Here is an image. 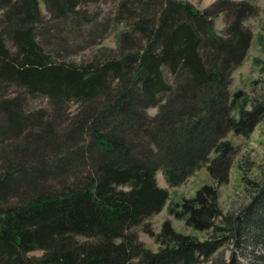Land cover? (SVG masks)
Segmentation results:
<instances>
[{"label":"trees","instance_id":"obj_1","mask_svg":"<svg viewBox=\"0 0 264 264\" xmlns=\"http://www.w3.org/2000/svg\"><path fill=\"white\" fill-rule=\"evenodd\" d=\"M89 1L99 0H0V264H206L231 238L254 247L248 264H264V183L239 216L224 213L217 184L170 208L204 240L167 219L153 250L136 230L154 234L145 221L169 199L159 169L174 186L206 164L226 183L236 152L228 133L249 135L264 119L263 99L248 108L228 88L251 45L244 19L254 7L118 0L119 52L66 62L69 40L109 27ZM225 10L220 34L214 18ZM38 93L49 119L26 107ZM71 101L80 108L70 117Z\"/></svg>","mask_w":264,"mask_h":264},{"label":"rangeland","instance_id":"obj_2","mask_svg":"<svg viewBox=\"0 0 264 264\" xmlns=\"http://www.w3.org/2000/svg\"><path fill=\"white\" fill-rule=\"evenodd\" d=\"M197 8L205 10L210 8L217 0H188ZM247 1L253 7L252 15L244 19L245 27L252 31V41L244 60L234 69L231 74L229 91L231 96L237 91H243L249 101L247 107L251 108L252 98L264 100V0H233ZM43 13L46 14L44 3H41ZM118 0H99L84 3V8L89 13L95 14L99 20H108L109 27L104 32H97L92 37L79 38L73 42L69 40L71 52L65 56L66 62L89 61L93 59H103L106 55L119 52L120 33L127 29L125 22H114ZM2 12H0V18ZM48 17V14H47ZM232 16L227 11L220 12L214 18L215 28L218 33L223 34L228 20ZM259 59V61L257 60ZM49 98L42 93H38L27 98L26 107L30 111L35 109H46L48 119L51 118L53 110L49 103ZM79 103L71 101L67 104V114L71 117L79 110ZM147 112L154 116L158 112L157 107L148 108ZM237 115V108L234 110ZM228 139L235 145V156L230 169V178L226 183L218 184L211 176L205 164L193 174L189 175L178 185H170L163 171H157L158 184L169 191V199L163 208L153 214L145 221L148 223L154 234L144 230V226L136 228L139 240L144 245L153 250L160 247L156 235L160 233L165 220L172 221L174 228L183 233H193L202 240L207 238L204 231L194 230L188 226L185 219L176 217L170 212V208L180 203L184 198L193 197L197 190L204 184H217L219 187V202L225 214H235L239 216L252 204L254 198L260 192V187L264 183V119L259 122L253 132L249 135L236 134L230 131ZM87 240L85 237H79ZM246 243H237L234 238L225 241L217 252L206 262V264H231L233 258H237L241 263L248 264L253 258V246H245ZM261 249H256L260 253ZM42 250L31 252L30 256H41Z\"/></svg>","mask_w":264,"mask_h":264}]
</instances>
